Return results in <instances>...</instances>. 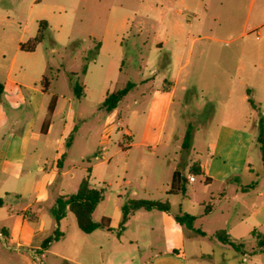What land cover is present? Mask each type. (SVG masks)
<instances>
[{
	"label": "rangeland",
	"instance_id": "1",
	"mask_svg": "<svg viewBox=\"0 0 264 264\" xmlns=\"http://www.w3.org/2000/svg\"><path fill=\"white\" fill-rule=\"evenodd\" d=\"M185 6L197 9L208 7L210 14L219 18V22L231 23L228 27L225 26V31L220 37L224 40L236 39L230 44L224 41L212 44L204 39L194 42L190 51L191 61L195 62L201 48H204L208 57L203 59L202 63L206 67L205 70H208V75L197 79L192 78L196 81V86H190L184 93L177 92L175 103L167 114L163 131L165 137L167 133L172 132L171 143L166 149L172 151V168H176L185 176L190 171V166L208 156L220 124L233 119L239 125L250 128L254 132V142L248 154V165L242 172L239 184L264 182V163L261 159V144L258 142L259 123L264 119V88L261 86L264 79L260 78L262 76L258 73L259 70L254 78L257 84L249 86L254 105H240L235 113L233 112V116L232 110L223 104L231 89L235 87L232 82L237 81L232 77L236 58L226 57L236 54V45L241 44L245 39L251 44L264 41V25L252 29L255 24L264 23V0H0V82L6 88L4 102L8 103L15 87L8 81L9 79L38 84L36 79L38 66H48L46 73H51L50 77L54 76L53 79H56L55 84L52 83L54 80L51 81L49 91H53L56 95L62 94L66 98L70 97L76 124L68 144L64 146L62 167L53 183L47 188V199L43 202H34L35 191L31 190L21 196L12 194L0 205L1 214L11 213L21 216L22 208L32 203L31 211L43 214L47 222H54L50 208L57 197L75 193L80 180L90 169V183L103 191V199L92 213V218L94 221H100L104 217L111 221L109 230L98 231L102 235L106 234L108 239L85 235L77 228L73 214L66 211L59 222V229L70 236L69 244H72L70 246L85 239L92 244L94 241L91 237H96L102 243H107V247H103L106 251L112 241L115 254H108V260L115 262L122 259L133 264L137 260L144 261L150 257L160 246L158 242L165 241V237H162L163 232L159 234L161 236L157 232H150L148 236L141 234L137 240L135 224L132 220L128 221L129 223L126 221L123 224L124 229L119 231L118 224L121 220L118 215L121 214L122 206L131 199L166 200L163 199L164 195L160 189L168 177L161 176L151 180L148 187L141 185L137 171L132 168L136 166L141 151H148V148H133L132 156L127 160L125 157L128 150L125 148L127 138L123 130L116 131L111 138L102 137L106 111L100 107V98L104 91L110 93L124 88L129 82L134 83V87L118 103L116 110L119 112L118 122L122 129L135 130L141 127V111L145 101L150 97V92L159 85L165 84L162 79L155 77L157 75L155 70L157 66L163 65L165 55L158 53L160 59L153 61L154 55L148 52L153 32L159 23V11L172 18V9L180 8L183 12ZM41 20L47 22L41 42L33 52L21 51L19 45L36 34ZM203 21H207L206 18H203ZM125 24H128V27L123 28L125 31L122 57L115 60L113 56H116V53L104 51L95 71L92 70L85 78L81 70L84 65L87 66L92 61L93 57L95 58L96 55L93 56V52L96 43L111 37L107 30L115 27L121 29ZM141 25H143L142 30H140ZM241 32H246L245 36L240 35ZM202 35L203 33L194 32L193 36ZM101 65L103 68H100ZM49 68L51 70H48ZM213 74L217 76L213 78ZM143 80H146V83H143ZM166 80L172 81V79ZM74 84L81 86L87 84V91L82 90V94L77 97L72 88ZM26 92L28 91H25V95ZM60 105L61 109L57 113L51 136L60 134L63 123L61 117L68 109L67 101L61 102ZM132 111H137V114L132 116ZM21 112L23 113L24 110ZM23 115L26 116V112ZM187 130L190 131L191 142L188 149H183L181 144ZM51 136L48 138L49 149L42 160L52 159L57 154V144L50 142ZM153 149L159 153L163 149V144ZM103 152H105V160L96 158ZM160 166L167 167L164 163H160ZM194 177L196 181L193 185L202 186V177L200 175H194ZM189 187L191 184L186 183L185 189ZM134 191L136 192L133 193ZM17 199H20L18 203ZM170 199H172V212H174L181 198L176 196ZM185 204L195 214L196 219L192 227H202L210 234L212 231L231 228L236 218L232 210L234 203L228 197L221 203H215L212 208L214 217L205 216L208 212L203 205L199 208V206L192 207L190 202ZM161 215L166 217L165 214ZM1 224L2 222L0 227ZM160 226L164 227L163 223ZM258 229L264 230L260 227ZM211 237L217 241L214 236ZM179 239L180 236L175 235L172 237V242L176 243ZM238 241L246 253L252 251L257 243V239L250 232L245 233ZM147 242H150L152 246L148 247ZM0 243L4 244L2 238ZM6 243L9 244L8 240ZM59 245L68 246L66 242L60 241L53 248ZM224 247L227 251H232L229 246L224 245ZM119 249L128 253L124 256L125 260L120 258ZM43 254L44 256L41 257L43 264H76L65 261L51 252H43ZM96 256L97 258L101 256L99 249L96 251ZM227 256V252L215 248L216 261ZM259 257L264 260V253L259 254ZM38 263H40L39 260Z\"/></svg>",
	"mask_w": 264,
	"mask_h": 264
},
{
	"label": "crops",
	"instance_id": "2",
	"mask_svg": "<svg viewBox=\"0 0 264 264\" xmlns=\"http://www.w3.org/2000/svg\"><path fill=\"white\" fill-rule=\"evenodd\" d=\"M203 18H206L207 21H203ZM158 20L159 23L153 32L152 43L148 47V52L154 55L153 61L160 59L158 53L165 55L163 65L157 66L155 70L157 73L155 77L162 79L165 84L159 85L150 92V97L145 101V106L141 111V127L139 129H122L118 122L119 112L116 109L106 112L102 125L104 129L106 118L110 113L115 116V124L109 137L111 138L116 131L123 130L122 132L127 138L125 146L128 149L125 153L127 160L132 156L133 148H148V151H141L136 166L132 168V170L137 171L143 187H148L151 180H156L161 176L168 177L160 192L164 195L163 199L168 201L170 210L168 212L138 210L126 220L127 222L130 220L134 222L137 240L141 234L148 236L150 232H157L158 235L163 232L162 237H165L163 243L162 241L158 242L161 247H157L150 257L144 261L137 260L133 264L138 262V264H264V260L259 257V254L264 253V246H260L261 238L258 237V235H264V230L258 229L259 227L264 229V182L255 181L246 185L239 184L242 172L248 165V154L254 142V132L250 128L239 125L233 119L222 122L214 136L208 156L195 163L199 166L203 185H193L196 179L192 182L187 180L191 187L185 189L183 193L178 195L168 193L172 173L177 169L172 168V151L166 150L172 140V132L167 133L165 137L163 131L167 114L175 103L177 92L184 93L190 86H196V81L192 78L197 79L208 75V70H205L206 67L202 63L203 59L208 57L204 48H201L193 63L190 51L194 42L201 39L212 44L223 41L227 44L235 42L236 38L224 40L220 37L221 33L225 31V26L228 27L231 23L219 22V18L210 14L209 8L206 6L200 9L185 6L183 12L180 8L172 9V18L159 11ZM262 25L264 23L260 22L255 24L252 29H257ZM126 26L128 27V24L123 25L121 29L115 27L107 30L111 37L99 43L100 46L95 58L87 64L86 71L83 73L85 78L97 68L98 60L104 51L116 53V56H113L115 60L120 59V56L122 57L125 31L123 28H127ZM142 28L143 25L140 26V30ZM194 32L203 33V35L194 37ZM245 34L246 32H241L240 35L245 36ZM236 48L237 53L226 58H236L232 77L236 78L237 81L232 82L235 87L233 90L231 89L223 102L228 109L232 110L231 115L233 116L240 105H251L249 100L252 97L249 93V86L257 84L254 78L257 76L258 70L262 76L260 78L264 79V71H262V67H264V41L251 44L245 39L241 44H237ZM108 57H110L109 54ZM216 57L223 58L222 56ZM47 67L38 66L36 72L38 84L9 79L8 81L15 86L13 96L8 100V103H5L6 88L4 87V92L0 98V205L10 195L21 196L30 190L35 191L34 202H43L47 199V188L53 183L56 174L62 167L61 160L66 140L69 134L76 129L75 112L71 108L72 100L70 97L66 98L62 94L56 95L53 91H49L51 82L47 87L42 84V76L47 74ZM100 68L103 66L101 65ZM216 76L217 74L212 75L213 78ZM166 79H172V81ZM55 82L56 79L52 81L53 84ZM144 82L146 83V80H143ZM261 86L264 88V81H262ZM87 87L88 85L84 84L83 92L87 91ZM26 90L28 92L25 95ZM108 93L106 91L102 93L100 103ZM51 101H54V108L49 111ZM65 101L68 103V109L65 111V115L61 117L63 123L60 127V134L51 136L57 113L61 109L60 103ZM22 110L26 112V116L23 115ZM132 112V116L137 114V111ZM50 136V142L57 144V154L52 159L42 160L49 149L48 138ZM160 144H163V149L157 153L153 148H157ZM160 163H164L167 167L160 166ZM189 173L192 172L189 171L185 175L186 179ZM176 196L181 199L177 209L172 212V199L170 198ZM226 197L234 203L232 210L235 212L236 218H234L231 228H224L223 230L226 229L227 234L239 244L241 243L238 240L245 233H253L257 243L249 253L242 249L243 246L237 250L221 243L214 236L216 231H212L210 234L202 227H195L194 229L203 233L199 234L179 225L174 220L175 214L184 212L192 215L195 221V214L185 206L186 202H190L192 207L199 206L201 208L203 205L208 212L205 216L214 217L212 208L216 202L221 203ZM19 201L20 199L16 200L17 203ZM31 205L32 203H28L22 208L21 216L11 213L1 214L0 212V222H2L0 239L2 238L4 243H0V264H43L41 260V257L44 256L43 252H51L65 261L76 264H130L122 259L115 262L108 260L109 255L115 254L112 241L106 251L103 247H107V243H102L96 237H91L94 241L92 244L88 239H85L70 246L72 245L69 244L71 242L70 236L59 229L60 224L57 225L55 220L54 222H47L43 214L30 210ZM161 214H165L166 217ZM118 218L121 220L122 214H119ZM161 223L164 227L160 226ZM110 225L111 221H109ZM56 227L62 235L46 249H42L43 240L49 237ZM118 228L119 231H122L124 225L120 227L119 222ZM99 230L104 229L94 230L85 235H95L108 239L106 234L98 233ZM175 235L180 236L176 243L172 242V237ZM211 236H214L217 241L213 240ZM6 240L9 244L6 243ZM60 241L66 242L68 246L61 247L62 245H59L53 248ZM224 245L229 246L232 251H227ZM147 246L150 247L152 244L147 242ZM215 248L227 252V258L222 257L221 260L216 261L214 259ZM98 249L101 251L99 259L96 256ZM119 252L120 258L125 260L124 256L128 253L123 252V249H119Z\"/></svg>",
	"mask_w": 264,
	"mask_h": 264
},
{
	"label": "trees",
	"instance_id": "3",
	"mask_svg": "<svg viewBox=\"0 0 264 264\" xmlns=\"http://www.w3.org/2000/svg\"><path fill=\"white\" fill-rule=\"evenodd\" d=\"M39 28L36 32V34L29 38L26 42L19 45V49L24 52H33L36 48V46L41 42L43 38V33L47 27V22L45 20L39 21ZM99 43H96L93 56H95L99 49ZM94 59V57L92 58ZM48 70H51L50 68ZM86 71V65L82 67L81 73H85ZM51 74V73H50ZM50 74H44L42 76V84L44 87H47L52 80H54V76L50 77ZM134 87V83H127V85L119 90L110 92L106 94L104 100L102 101L100 107L104 109L106 112H111L114 109H116L118 103L126 96L130 89ZM73 92L78 97L82 94L83 86L74 84L73 85ZM4 92V85L2 82H0V98ZM251 105H254L251 100H249ZM54 108V101H51L49 104V111L53 110ZM72 133L69 134L66 145L68 144L69 139L71 138ZM190 138L191 134L190 131H186L183 137L182 141V148L188 149L190 146ZM258 142L260 145V151H261V159L262 163H264V119H262L259 123V137ZM190 172H192L194 175H200V169L197 164H193L190 166ZM89 172L90 169L87 170V174L85 177H83L77 187V190L73 194L69 195H59L57 199L54 202V205L50 208V212L58 225L59 221L62 219V217L65 215L66 211H69L73 214L75 218V222L77 225V228L85 233L89 234L97 229H110L109 226V220L107 218H101L100 221H94L92 218V213L94 212L97 205L102 201L103 199V191L101 189L95 188L90 184L89 181ZM187 183V179L185 178L182 173H180L178 170H175L172 173L168 193L172 195H178L180 193H183L185 190V184ZM1 203V200H0ZM138 210H145V211H151V210H158L162 212H168L170 210V205L167 200L164 201H151V200H143V199H131L128 200L127 203L122 206L121 208V214L122 219L120 222V227L123 226V224L126 222V220L134 214V212ZM174 220L179 225H183L188 229L194 230L195 232L199 234H203L201 231L196 230L192 227V224L194 222V217L188 213L179 212L174 215ZM62 233L59 231L58 227L55 228L53 233L47 237L42 242V249H46L52 242L58 240ZM221 243L227 244L234 249H239L242 245L239 243H236L225 230L221 229L215 232L214 235ZM259 238H261L260 246H264V235H258Z\"/></svg>",
	"mask_w": 264,
	"mask_h": 264
},
{
	"label": "built area",
	"instance_id": "4",
	"mask_svg": "<svg viewBox=\"0 0 264 264\" xmlns=\"http://www.w3.org/2000/svg\"><path fill=\"white\" fill-rule=\"evenodd\" d=\"M115 124V116L113 114H109L106 118L105 125H104V131H103V138H108L110 136V133L112 131V127ZM118 126V124H117ZM96 158L105 160V152H103L101 155H98ZM187 180L189 182H192L195 180L194 174L189 173L187 175Z\"/></svg>",
	"mask_w": 264,
	"mask_h": 264
}]
</instances>
